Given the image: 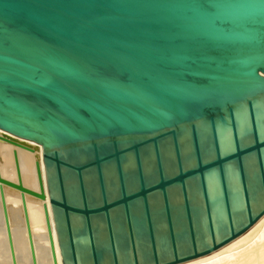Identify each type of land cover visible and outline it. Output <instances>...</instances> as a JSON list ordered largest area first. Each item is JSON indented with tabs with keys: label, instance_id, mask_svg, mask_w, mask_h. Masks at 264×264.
<instances>
[{
	"label": "water",
	"instance_id": "1",
	"mask_svg": "<svg viewBox=\"0 0 264 264\" xmlns=\"http://www.w3.org/2000/svg\"><path fill=\"white\" fill-rule=\"evenodd\" d=\"M0 141L15 147L17 180L0 169L12 264L5 186L32 264L27 195L54 264L55 232L62 264L218 249L264 215V0H0ZM18 148L35 153L38 190Z\"/></svg>",
	"mask_w": 264,
	"mask_h": 264
},
{
	"label": "bare ground",
	"instance_id": "2",
	"mask_svg": "<svg viewBox=\"0 0 264 264\" xmlns=\"http://www.w3.org/2000/svg\"><path fill=\"white\" fill-rule=\"evenodd\" d=\"M229 134H223L224 148H229ZM36 145L32 141H27ZM228 146V147H227ZM13 145L0 141V169L3 177L17 180V170L14 158ZM19 163L22 180L25 186L38 190L39 181L36 170L35 153L18 148ZM39 158L42 155V147L39 149ZM215 181L211 182V188ZM9 207V219L12 228L15 250L18 264H32L31 250L28 232L25 225V217L20 196L16 197L9 192L13 189L5 186ZM27 208L30 224L34 237L35 250L38 264H54L51 243L48 235V227L45 218L43 202L31 195H27ZM55 244L59 264H62L61 251L57 234L55 232ZM0 264H12L11 250L9 246L7 229L0 197ZM176 264H264V215H262L249 229L232 239L218 249L180 262Z\"/></svg>",
	"mask_w": 264,
	"mask_h": 264
}]
</instances>
